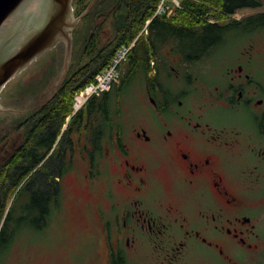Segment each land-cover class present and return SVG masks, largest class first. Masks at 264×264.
Masks as SVG:
<instances>
[{"label":"flooded vegetation","instance_id":"1","mask_svg":"<svg viewBox=\"0 0 264 264\" xmlns=\"http://www.w3.org/2000/svg\"><path fill=\"white\" fill-rule=\"evenodd\" d=\"M250 13L217 21L223 28L195 52L164 47L145 73L134 68L143 79L134 101L123 74L109 91L72 107L53 142L37 146L45 155L38 166L53 155L60 160L46 208H31L23 182L9 199L0 264L25 263V253L16 262L12 256L26 248L23 226L51 231L68 220L65 181L73 178L83 185L85 225L102 264H264V23H252ZM66 58L59 82L48 77L28 94L35 103L23 96L20 110L5 107L19 120L0 134V162L26 145L66 88L77 92L67 80L79 68L70 75Z\"/></svg>","mask_w":264,"mask_h":264},{"label":"trees","instance_id":"2","mask_svg":"<svg viewBox=\"0 0 264 264\" xmlns=\"http://www.w3.org/2000/svg\"><path fill=\"white\" fill-rule=\"evenodd\" d=\"M90 1L74 0L75 15H81ZM157 2L158 0H95L91 11L83 18L86 20L91 14L97 18L86 46L87 51L91 47L92 58L79 67L75 78L67 80L72 84L73 92L94 80L96 73L110 62L118 48L132 43L138 37L146 21L153 16ZM263 4L262 0H182L183 8L173 16H158L150 20L148 34L138 37L129 54L127 73L130 74L136 67H141L145 73L151 66L152 58L156 61L155 55L161 54L164 47H170L173 52L187 54L201 49L223 28L217 21L237 11L252 10L246 17H249L252 23H264ZM99 38L105 43L97 49ZM124 69L122 68L123 73ZM68 89H65L62 98H56L51 109H47L46 115L32 131L26 145L8 162H0V221L12 193L20 182L32 193L31 208H46L45 200L52 187L48 179L51 175L56 180L60 160L53 155L38 166L45 155L39 154L37 146L51 144L62 121L71 112L74 96ZM94 103L92 100L91 104ZM19 197V194L14 196L11 211ZM10 215H7L1 225L0 239Z\"/></svg>","mask_w":264,"mask_h":264},{"label":"rangeland","instance_id":"3","mask_svg":"<svg viewBox=\"0 0 264 264\" xmlns=\"http://www.w3.org/2000/svg\"><path fill=\"white\" fill-rule=\"evenodd\" d=\"M262 1L264 3V0ZM92 7L93 6H90L87 14L84 17L89 14ZM250 11L245 10L243 12L249 13ZM84 17L80 19L75 29L72 31L73 46L71 60H75L77 58L82 46L90 35V28L93 22V14H91L86 20H83ZM96 20L97 18L95 17L94 25L96 23ZM143 33L145 35V31H141L138 36ZM101 39L102 38H99L97 49L104 46L105 42L103 39ZM136 39L137 38H135V40ZM87 43L83 47L79 57L74 62H72L69 72L70 75L81 65H84L91 60L92 51H90L91 47L87 51ZM56 57L57 51L55 47L48 50L45 54L35 60L31 65H29L23 72L10 80L1 91V95L9 93L10 91L11 95L13 96L25 95L33 92L36 86H38L40 83H47L48 77H52L54 74ZM153 59L154 58H152L151 65L154 62ZM164 61H169V56L167 53L165 55ZM127 69L128 67H126L123 74L127 76L126 79L128 80V83H131V85L129 86L128 95L130 100L134 101V92L136 87L138 86L137 84L141 83V81L143 83V79L137 82L138 77L134 76L131 73L128 74ZM139 77L142 76L139 75ZM76 94L77 93L74 94V97L76 96ZM130 105H132L131 101L126 103L125 107L128 108ZM129 111L130 110L128 109V111L124 112L123 114L124 118H126L127 120V123L131 118V113H128ZM0 116H4L0 118V134L6 132L9 125L16 124L19 120V116L15 113L10 115V112H0ZM65 183L66 186L69 184L70 189L72 190V192L70 193V197L67 198L66 203L64 202V209L66 210V212H68V220L65 222V219L62 220L60 218L58 224L55 223L51 231L46 229L42 231H36L34 229H30L27 226H23L22 228H20V231L22 233L19 235V237L24 241L26 248L25 250L23 248H19L14 251V253L12 254V256L14 257V262H16L20 256H22L23 258V254L25 253L26 261L24 264H102V262L97 258L96 244L94 245L93 240L89 237L91 236V233L85 225L83 210L85 191L82 188L83 185L78 180L74 181V178L73 180L70 179L69 181H65ZM39 243H42L44 247L42 246L41 248H37L35 244ZM2 253L0 255H2ZM196 253L199 255L206 254L205 250L203 249H199L198 251H196ZM215 260L217 261L216 258ZM194 261V264H206L203 259H195ZM10 264L13 263L10 262ZM215 264H217V262H215Z\"/></svg>","mask_w":264,"mask_h":264},{"label":"water","instance_id":"4","mask_svg":"<svg viewBox=\"0 0 264 264\" xmlns=\"http://www.w3.org/2000/svg\"><path fill=\"white\" fill-rule=\"evenodd\" d=\"M73 1L0 0V112L8 111L5 108L6 106H12L16 110H20L22 103L19 100H22L23 96L29 99V101L23 99L25 104L35 103L34 100H30L29 93L13 96L11 91L2 95L1 91L10 80L23 72L48 50L55 47L57 51L55 70L52 77L54 83L59 82L61 72H64L61 67L63 66L65 52L67 67H69V62H74L79 57L88 39L82 46L77 58L71 60L72 31L80 19L87 14L90 6L94 5L95 0H91L86 10L79 16L74 13ZM94 21L95 16L93 14L90 34L93 31ZM62 41L66 45L60 43ZM11 114L13 112H10Z\"/></svg>","mask_w":264,"mask_h":264},{"label":"built area","instance_id":"5","mask_svg":"<svg viewBox=\"0 0 264 264\" xmlns=\"http://www.w3.org/2000/svg\"><path fill=\"white\" fill-rule=\"evenodd\" d=\"M181 7L179 0H158L153 17H169ZM153 17L146 21L142 30L145 31V33H147L148 25ZM134 43L135 42L124 44L118 48L109 64L101 71L97 72L94 80L89 82L79 93L76 94L74 99L75 109H79L90 96L99 95L100 93L109 90L115 82L119 81L121 75L120 65L128 58Z\"/></svg>","mask_w":264,"mask_h":264}]
</instances>
